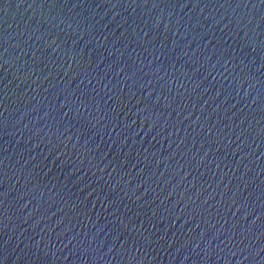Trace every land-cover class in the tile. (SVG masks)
<instances>
[{"label": "water", "instance_id": "obj_1", "mask_svg": "<svg viewBox=\"0 0 264 264\" xmlns=\"http://www.w3.org/2000/svg\"><path fill=\"white\" fill-rule=\"evenodd\" d=\"M0 264H264L260 0H0Z\"/></svg>", "mask_w": 264, "mask_h": 264}, {"label": "snow or ice", "instance_id": "obj_2", "mask_svg": "<svg viewBox=\"0 0 264 264\" xmlns=\"http://www.w3.org/2000/svg\"><path fill=\"white\" fill-rule=\"evenodd\" d=\"M262 6H264V0H260Z\"/></svg>", "mask_w": 264, "mask_h": 264}]
</instances>
